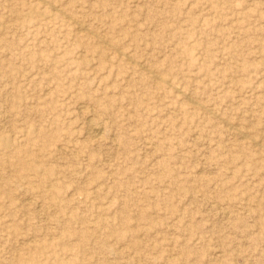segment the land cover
Wrapping results in <instances>:
<instances>
[{
  "label": "rangeland",
  "instance_id": "374dc122",
  "mask_svg": "<svg viewBox=\"0 0 264 264\" xmlns=\"http://www.w3.org/2000/svg\"><path fill=\"white\" fill-rule=\"evenodd\" d=\"M0 264H264V0H0Z\"/></svg>",
  "mask_w": 264,
  "mask_h": 264
},
{
  "label": "bare ground",
  "instance_id": "6f19581e",
  "mask_svg": "<svg viewBox=\"0 0 264 264\" xmlns=\"http://www.w3.org/2000/svg\"><path fill=\"white\" fill-rule=\"evenodd\" d=\"M79 26V25H78ZM80 27V26H79ZM83 28V27H82ZM80 30V29H79ZM91 124V123H90ZM93 126V125H92ZM93 129V128H92ZM95 129H97V128H95ZM102 129V128H101ZM94 130V129H93ZM92 130V131H93ZM95 132V131H94ZM96 132H98V131H96ZM92 133V132H91ZM93 135H94V133H93ZM95 135H96V133H95ZM95 137V136H94Z\"/></svg>",
  "mask_w": 264,
  "mask_h": 264
}]
</instances>
